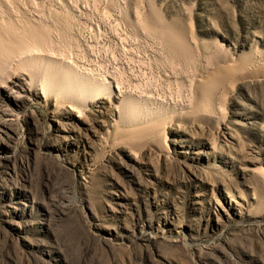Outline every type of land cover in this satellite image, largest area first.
<instances>
[{
	"label": "rangeland",
	"instance_id": "1",
	"mask_svg": "<svg viewBox=\"0 0 264 264\" xmlns=\"http://www.w3.org/2000/svg\"><path fill=\"white\" fill-rule=\"evenodd\" d=\"M37 1L0 0L1 24L53 22L56 56L136 77L150 107H29L0 169V264H264V0Z\"/></svg>",
	"mask_w": 264,
	"mask_h": 264
},
{
	"label": "bare ground",
	"instance_id": "2",
	"mask_svg": "<svg viewBox=\"0 0 264 264\" xmlns=\"http://www.w3.org/2000/svg\"><path fill=\"white\" fill-rule=\"evenodd\" d=\"M48 1H50V0H48ZM97 1H96V3H97ZM109 1H111V0H109ZM5 2H6V0H2L1 5ZM7 2H8V0H7ZM15 2H16V0H15ZM36 2H38V1L36 0ZM59 2H61V1H59ZM41 3L39 5H42ZM29 4H31V3H29ZM55 4L56 3H54V5ZM13 5L14 4L12 3V6ZM19 5H21V4H19ZM107 5L108 4H106L105 6H107ZM56 6H57V4H56ZM2 7L0 6V8H2ZM5 7L7 8L8 4ZM5 7H3V8H5ZM46 7H49V6H46ZM8 9H11V7L10 8L8 7ZM102 9H103V7H102ZM0 10H2V9H0ZM7 10H6V13H7ZM12 11H14V8L12 9ZM23 11H25V10L23 9ZM36 11H37V8H36ZM38 11H39V6H38ZM46 12H47V10H46ZM109 12L113 14V12H111V11H109ZM12 13L13 12H10V14H12ZM25 13H26V11H25ZM1 14H2V12H0V15ZM3 14H5V13H3ZM10 14L9 15L7 14L9 17L5 14L6 20H9ZM59 14H60V12H59ZM5 15H4V17H5ZM101 15H104V14L101 13ZM105 15H108V12H106ZM109 15H111V14H109ZM117 15H119V14H117ZM11 16H13V15H11ZM20 16L23 17L22 19L26 18L23 16V14ZM20 16H18V18ZM42 16L44 17V15H42ZM50 16H51V14H50ZM61 16H62V14H61ZM61 16H59V17H61ZM2 17H3V15H2ZM7 17H8V19H7ZM52 17L54 18L55 16H52ZM52 17H50V18H52ZM28 18H33V17H28ZM50 18L48 17L47 19H50ZM103 18H104V16H103ZM105 18H106V16H105ZM111 18H112V16H111ZM11 19H14V18H11ZM11 19H10V22H12V24H14L13 21H11ZM15 19H16V15H15ZM47 19H45L44 21H46ZM62 19L63 18L61 17V20ZM27 21L28 20L25 21V24ZM29 21H30V19H29ZM29 21L27 23H29ZM3 22H4V20L2 21V24L5 25L6 21L4 23ZM17 22H20L19 19ZM134 22H136V21H134ZM21 23L22 22H20V24ZM31 23H34V21L32 22V20H31ZM37 23H39V22H37ZM42 23H44V22L42 21ZM51 23L53 24V22H51ZM59 23H58V25L61 24V23L60 24ZM2 24L0 22V25H2ZM6 24H7V22H6ZM34 24H36V23H34ZM49 24L48 23H47V25L44 24L45 27L47 26L46 27L47 32L52 31L51 29L48 30L50 27L51 28L54 27V26L53 27L49 26ZM52 24H50V25H52ZM90 24H91V22H90ZM4 25L0 26V169L2 167V162L10 160L11 153H13V150H15L16 144L18 143L20 136H22L20 134V131H18L17 126L19 127V124H20V121L22 119L23 114L26 113V111L29 109L30 106L44 104L45 106H48L49 108H51L53 110L54 116L58 115L60 110H62L63 108L64 109L66 108V110H69L68 113L70 112V114L74 115V117L79 119V118H82L81 117L82 114L84 112H87L88 108L90 106H92L93 104H94V106L96 104L102 105L103 103L101 101H111L112 100L113 101L111 103L112 109L114 111H116L117 114H119L118 119L126 121L128 123L133 122V119H134L133 116L136 114V112L139 113L140 108L148 110V107H150L149 103H147L148 102L147 99L144 98L146 95L144 96L142 94H139L141 91L140 92L138 91L137 93L139 95L134 96L135 93L132 92V90H131V87H133V89H136L135 87L137 84H135L133 82V80L136 81V77H128L129 79L127 78L128 79L127 80L128 84H127L126 81L123 82L124 79L122 80V77L116 78L118 73H117V75L115 74L116 76H114V75L109 76L108 74L107 75L102 74L103 70L101 71V73H99L98 71H95L92 68L88 67L89 61L87 62V64H85L86 62L82 59V57L80 58V55H79L77 49L73 50L74 51V55H73L74 58H70L69 53H68L69 57H66L67 55L66 56H59V55L56 56L55 52L57 50L55 49V51H53L54 48L52 50V46H54V44H55V43L52 44V42H53V39H55V38H53L51 41V37L49 35L50 33L48 34L44 29H41L40 28L41 26L39 27V29H41V31H39V29L37 30V29H35V27L28 28V29H25V28L20 29V27L17 26L18 24L14 25L17 27H12V26H8V25L4 26ZM26 25L28 26V24H26ZM24 26L25 25H23V27ZM32 26H34V25L32 24ZM48 26H49V28H48ZM57 28H59V27H57ZM62 28H65V27H62ZM53 29L55 30L56 28H53ZM89 29H91V28H89ZM42 30H44L45 32ZM57 30H59V29H57ZM62 31H63V29H62ZM58 34L61 37L62 34L60 32ZM65 34L66 33H64L62 36H64ZM65 37H66V35H65ZM71 38H72V35H71ZM66 39H67V37H66ZM61 40L63 41L62 38H61ZM71 40H73V39H71ZM59 41H60V38L58 40V43H60L59 44V47H60L62 41H60V42ZM64 41H65V38H64ZM74 42H73V44H74ZM70 44H72L71 41H70ZM62 46L64 47V45H62ZM80 46L82 47V45H80ZM55 47H56V45H55ZM57 47H58V44H57ZM81 47H80V49H81ZM60 48H62V47H60ZM66 48H68V47L66 46L64 49H66ZM70 48H71V45H70ZM73 48H74V46H73ZM87 48H89V47H87ZM70 50H72V49H70ZM80 51H82V50H80ZM90 51H91V49H90ZM65 52H68V51L65 50ZM91 53L93 54V51ZM57 54H59V53H57ZM65 54L63 53V55H65ZM81 54H83V53H81ZM114 63H115V61L113 62V64ZM139 64H141V63H139ZM144 64H146V63H144ZM106 65H108V64H106ZM116 65H117V63H116ZM90 67H92V66H90ZM99 67L101 68V66H99ZM114 68H115V66H114ZM120 68H121V66H120ZM138 69H140V68H138ZM119 70L120 69H118V71L114 70V73L119 72ZM144 71H145V69H144ZM247 71H250V70H248V68H247ZM240 72L245 74L246 70L245 71L240 70ZM111 73H113V72H111ZM120 73H122V72H120ZM247 73H249V72H247ZM123 74H125V73L123 72L122 76H124ZM140 76H142L141 78H143V76H145V75H143V73H142V75H140ZM147 76H148V74H147ZM138 78H139V76H138ZM147 81H148V79L145 82H147ZM150 81H148V83H146V84L149 85ZM129 82H131V83L133 82V84H129ZM197 87H198V85H197ZM147 88H146V90H149ZM150 89H151V87H150ZM150 91H152V90H150ZM142 93H143V91H142ZM147 93H148V91H147ZM149 95H151V93ZM152 95H153V93H152ZM141 111H143V110H141ZM196 111H200V110H196ZM201 111H202V113L198 114L196 116V119H198L200 121H206V122L209 121L210 120V114L208 112L210 110L208 111V110L202 109ZM211 111H213V110H211ZM213 113L214 112H211V114H213ZM153 114H154V112H153ZM254 123L255 122L249 123V126H250L249 129L250 130L252 128L256 127V125ZM140 129H142V127ZM145 130L150 131L149 135L152 137H155V131L153 129L148 128ZM255 130H256V128H255ZM5 143L7 145H4ZM3 146H5V148H3ZM258 199H259L258 196L253 197V200L258 201Z\"/></svg>",
	"mask_w": 264,
	"mask_h": 264
}]
</instances>
